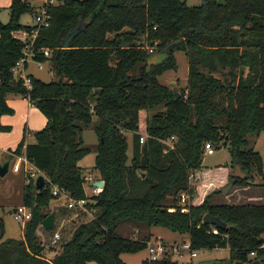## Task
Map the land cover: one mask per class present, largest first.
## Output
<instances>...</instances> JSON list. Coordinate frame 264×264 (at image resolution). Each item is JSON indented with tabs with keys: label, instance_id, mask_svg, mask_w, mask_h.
Wrapping results in <instances>:
<instances>
[{
	"label": "trees",
	"instance_id": "1",
	"mask_svg": "<svg viewBox=\"0 0 264 264\" xmlns=\"http://www.w3.org/2000/svg\"><path fill=\"white\" fill-rule=\"evenodd\" d=\"M42 4L49 13L46 25L18 20L22 12L35 9L27 0H10L7 19L0 20V115L12 112L5 97L14 93L27 97L46 118L45 125L32 133V141L24 143L22 137L12 150L45 177L39 188L33 177H26L22 205L30 209V216L20 239L0 241V264H125L119 254L142 249L149 234L121 235L116 231L121 222L183 233L190 249L227 246L230 264L233 260L264 264V202L214 203L205 196L186 212L166 209L176 205L181 191L193 196L188 178L200 166L205 141L226 145L232 162L245 172L243 178L229 176L232 184L258 175L264 185L260 155L245 138L264 129V0ZM79 21L81 26L67 46H61L62 37ZM16 30L26 36H16ZM141 39L156 40L155 49L147 50ZM29 40L31 58L48 59L54 78L28 74L25 86L11 67ZM43 46L49 49L47 56L38 51ZM176 49L183 51L187 62L186 82L179 88L157 79L163 70L174 68ZM156 105L161 109L146 118V137L139 142L138 111ZM93 117L97 136L93 168L103 183L85 206L95 211L74 225L58 241V250L46 258L37 229L53 232L61 227L59 217L50 229L40 225L49 212L54 219L48 209L55 198L52 185L63 187L72 198L86 197L84 175L76 161L88 147L81 145L80 137L76 142V133ZM8 128L0 123V131ZM121 129L131 134L128 162ZM170 136L172 147L163 152L162 140ZM205 212L225 226L203 222ZM139 264L179 263L166 254L143 258Z\"/></svg>",
	"mask_w": 264,
	"mask_h": 264
},
{
	"label": "rangeland",
	"instance_id": "2",
	"mask_svg": "<svg viewBox=\"0 0 264 264\" xmlns=\"http://www.w3.org/2000/svg\"><path fill=\"white\" fill-rule=\"evenodd\" d=\"M30 5H33L35 8L33 11H24L22 12L18 20L21 23L33 24L34 20V11H39L40 5L39 2L42 0H28ZM187 4H198L201 0H184ZM8 16V10L5 9L4 13H0V20L5 21ZM82 23V21H80ZM34 30V29H33ZM18 31V30H16ZM33 32V31H32ZM25 33V32H24ZM16 36H19L14 32ZM140 42L143 46L147 48L150 52L155 49V42L152 43L146 42L144 39H141ZM173 55L175 58L174 68H168L163 70L160 74L157 75V79L174 88H179L184 85L186 82V73H187V62L186 57L182 50H173ZM47 56V55H45ZM39 61V60H38ZM48 61V60H47ZM40 62L41 66L36 67V61L30 60L28 62L27 69L31 71L34 76H37L43 80H48L54 78V73L52 72L51 64L48 61ZM218 74V71H214ZM161 109L160 105L150 107V109H140L138 111V135H141L144 139L146 137L145 131V120L153 112ZM94 126V117L91 119V122L87 125H81L79 137L81 139V145L87 146L88 150L81 157L77 159V164L82 168V174L84 176H89L90 179L98 178L97 171L93 168L94 156H95V145L97 142V136L93 130ZM36 131V130H35ZM34 132V131H33ZM32 132V133H33ZM121 133L126 138L127 148L126 155L127 161H129L131 156V134L129 131L121 129ZM26 135V132H24ZM245 138L253 150H256L261 159V170L264 173V129L260 130L256 134L247 133ZM213 147V153L206 154L203 153L201 156L200 166L193 170L191 175L188 178L190 185L196 191L194 200L196 203L202 200L203 197L208 196L210 202L219 203V202H233V203H263L264 202V185L258 175H254L251 181L242 183V184H231L228 186L225 191H221V187L226 185L229 182V171L232 169L233 163L229 149L226 145L218 144L211 145ZM15 159L13 158L9 166ZM31 170L37 174H44L38 171L36 168L31 167ZM34 176V177H35ZM34 179V178H33ZM27 182V178L22 175L21 168L18 172H12L10 167L8 170L0 176V219L2 221V235L0 241L5 238H14L20 239L22 237V226L24 220L15 219L12 213L9 210L18 205H22V187L23 184ZM212 183L211 186L207 187L205 183ZM84 194L87 200L86 202H91L90 195L93 193L91 186L88 185L87 181H84L83 184ZM48 209L54 213V221L57 224L58 217L59 220H62L61 227H56L54 231L57 232L58 238L52 242V231L40 230V237L43 240V243L53 247V250H58V241L65 235H68L70 230L74 225L79 221H84L89 219L94 213V209L86 207L85 204L83 207H71L65 208V201L59 199L58 201L53 198L49 201ZM85 202V203H86ZM55 203V204H54ZM26 207V206H25ZM43 231V232H42ZM116 231L124 236H132L135 238H141L144 235H148V232H152L148 240H156L155 235H159L161 240L165 242H171L172 239H175V242H180L181 240H186L187 237L185 234H178L172 232L164 227L152 225L149 227L145 226H135L132 223L121 222L117 225ZM261 237L264 239V233L261 234ZM167 240V241H166ZM194 251L195 255H189L188 250H180V253H172L171 258L175 259L179 264L195 263V264H230L229 261V252L227 246L223 247H212V248H198L191 249ZM43 254L51 255L50 251L45 247ZM122 257L125 255H130V257L135 261V264H139L141 258L146 257V248L143 247L135 252L122 253ZM253 254H249V257H252ZM126 257V256H125ZM89 264H96L95 261H90ZM232 264V263H231Z\"/></svg>",
	"mask_w": 264,
	"mask_h": 264
},
{
	"label": "built area",
	"instance_id": "3",
	"mask_svg": "<svg viewBox=\"0 0 264 264\" xmlns=\"http://www.w3.org/2000/svg\"><path fill=\"white\" fill-rule=\"evenodd\" d=\"M45 1L46 0H43L42 3H44ZM42 3L40 5L39 11L34 12V20H35V23L38 25L39 24L40 25H46L48 23V18H49V13L46 11V8L43 6ZM33 33H34V30L31 33L32 36H33ZM32 48H33V46L31 44V40L25 41L23 46H22L21 53H20L19 57L17 58L15 64L11 67V71L13 73V76L15 78L20 77L21 83L25 86L29 85V75L28 74H21L18 68L27 58H31ZM39 50L44 55H48V53H49V49L45 46L39 47L38 51ZM38 65H39V62H38ZM172 138L173 137L170 136V137L166 138L165 140H162V142L166 145L162 150L163 152L167 149V147L168 148L172 147ZM142 140H143V137L141 135H139L138 141L141 142ZM202 148H203V153H206V154L213 153V147L211 146V144L208 141L203 142ZM16 158L18 161H21L23 164L28 162V160L24 157V155L17 156ZM18 168H19V166L16 163H14L11 167V169L13 171L18 170ZM23 171L25 172L26 177H33L34 178L35 173L31 169L25 168L23 166ZM92 180L93 179H90L89 176H84V181H87L89 186H91L90 182ZM91 188H92L93 193H96L99 190L95 186H91ZM51 194L55 198L63 199L65 201L64 205L67 208L83 207L86 200H87L85 197L72 198L69 196L68 192L63 187H58L56 185H52ZM176 197H177L176 205L175 206L174 205L167 206V208H166L167 211H174L175 209H177L179 212H186L187 208L190 204H197L196 201L194 200V194L192 197H189V195L185 191H181L177 194ZM11 213L15 219L25 221L30 216V209L28 207H25L24 205H18L16 207H14V209ZM56 239H58V234L56 231H53L52 242L55 241ZM144 247L146 248V257L145 258L147 260L158 259V258L165 256L166 254H172V253H178L179 254L180 250H182V249L188 250L189 255H191V256L195 255L194 251H192L190 249L188 239L181 240L178 243L175 241L165 242V241H162L160 238H156V240H151V241L146 240Z\"/></svg>",
	"mask_w": 264,
	"mask_h": 264
},
{
	"label": "crops",
	"instance_id": "4",
	"mask_svg": "<svg viewBox=\"0 0 264 264\" xmlns=\"http://www.w3.org/2000/svg\"><path fill=\"white\" fill-rule=\"evenodd\" d=\"M28 1V0H27ZM54 1V0H50ZM10 0H0V13H4V10H8V5H9ZM29 2V1H28ZM41 2H39V5H41ZM19 35V37H25V33L23 30H18L14 31ZM13 32V33H14ZM32 36V35H31ZM30 60H33L32 58H27L20 66H19V71L21 74H32L34 75L31 71L27 69L28 67V62ZM48 59H43V60H33L36 61L35 66L40 67L41 63L40 62H46ZM39 62V65H38ZM48 64V61H47ZM51 67V66H50ZM6 103L11 107L12 112L8 114H1L0 115V123L2 125H7L9 128L7 130H2L0 131V162H2L5 159H8V168L12 167L14 163L18 164L19 168L16 171L12 172H18L19 169L21 168L22 175L25 178V172L23 171V166L25 168L31 169L33 165L29 162L23 164L21 161L17 160V156H22L23 154H14L12 150L14 149L15 145L18 143V141L24 137V143L25 142H30L33 140L32 138V132L35 130H38L42 128L45 123H46V118L45 116L37 109V107L25 96L19 95V94H14V93H9L5 97ZM24 132H26V135H24ZM15 159L11 166H9V163L12 159ZM5 174V173H4ZM96 179V178H95ZM210 184L212 183H205L207 187L211 186ZM84 190V189H83ZM195 190V189H194ZM196 191H194V197H195ZM57 201L60 198H55ZM55 204V203H54ZM14 208V207H13ZM11 208V209H13ZM10 209V210H11ZM9 210V211H10ZM54 222V219H53ZM62 224V220H59L58 226ZM40 228L37 229V233L40 235ZM43 232V231H42ZM150 237V234L152 235V232L147 231ZM176 233V232H175ZM156 237L160 238L159 235H155ZM132 237V236H130ZM134 238V237H133ZM40 240L43 243V240L40 237ZM163 241V240H162ZM165 241V240H164ZM167 241V240H166ZM175 241V239H172L171 242ZM47 247V249L50 251L51 255H44L46 258H50L56 251L53 249H50V245H46L43 243V250ZM122 253H129V252H122ZM122 253L119 254V257L125 264H135L136 262L133 261V259L130 257V255H125L122 257ZM143 258L140 259V261ZM140 263V262H139Z\"/></svg>",
	"mask_w": 264,
	"mask_h": 264
},
{
	"label": "water",
	"instance_id": "5",
	"mask_svg": "<svg viewBox=\"0 0 264 264\" xmlns=\"http://www.w3.org/2000/svg\"><path fill=\"white\" fill-rule=\"evenodd\" d=\"M216 2L223 3L224 0H216ZM80 26H81V22L79 21L71 30H69L62 37L60 41L61 46H67L69 39L79 29ZM153 58L154 56H151L150 60H153ZM48 124H50V121L48 122ZM78 138H79V134L76 133V142H78ZM7 167H8V159H5L2 162H0V176H2L7 171ZM229 176L232 178H243L245 176V172L240 169L239 165L236 162H234L232 169L229 171ZM43 182H44V177L40 173L37 174L33 179V183L36 188H39L40 186H42ZM102 183H103L102 179L96 178L90 182V185L95 186L100 190V188L102 187ZM231 184H232V181L230 180L226 185L221 187V191H225V189ZM13 209H11L9 212L11 213ZM201 220L205 223L213 225L216 228L225 226V223L221 221L217 216L211 215L208 212L203 213ZM40 225L45 229H50L53 225V214L51 212L47 213L41 219ZM255 263H256V260H251V261H246V262H241L239 260L232 261V264H255ZM200 264H204V263H200Z\"/></svg>",
	"mask_w": 264,
	"mask_h": 264
}]
</instances>
